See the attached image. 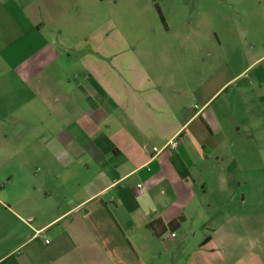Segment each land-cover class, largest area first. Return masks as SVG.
I'll return each mask as SVG.
<instances>
[{
	"label": "crops",
	"instance_id": "1",
	"mask_svg": "<svg viewBox=\"0 0 264 264\" xmlns=\"http://www.w3.org/2000/svg\"><path fill=\"white\" fill-rule=\"evenodd\" d=\"M240 3L0 0V264H225L203 167L234 120L216 100L264 45Z\"/></svg>",
	"mask_w": 264,
	"mask_h": 264
},
{
	"label": "rangeland",
	"instance_id": "2",
	"mask_svg": "<svg viewBox=\"0 0 264 264\" xmlns=\"http://www.w3.org/2000/svg\"><path fill=\"white\" fill-rule=\"evenodd\" d=\"M230 1L241 2L242 30L246 31V37L258 40L259 33L264 31V0ZM153 19L152 26L154 23L164 26L159 15H154ZM197 22L193 20L190 26H196ZM168 23L176 26L175 21L168 20ZM181 25L179 21L178 26ZM240 54L241 61L236 65L240 75L225 85V91L216 100L226 99L225 112L234 120L227 129L217 160L211 158L204 164L206 192L202 197L210 204V220L218 219L222 226L219 230L221 243L214 249L219 250L225 264H264V105L257 103L250 108L246 97L239 100L240 92L246 94L251 83L253 85L255 75L264 77V57L248 66L264 54V45L257 43L256 49L251 50L245 47ZM226 74L231 75L228 64ZM236 126L238 133L234 132ZM229 190L235 194V205L239 207H236L240 214L235 222L228 217L234 203L228 198Z\"/></svg>",
	"mask_w": 264,
	"mask_h": 264
},
{
	"label": "trees",
	"instance_id": "3",
	"mask_svg": "<svg viewBox=\"0 0 264 264\" xmlns=\"http://www.w3.org/2000/svg\"><path fill=\"white\" fill-rule=\"evenodd\" d=\"M162 19V17H161ZM181 218H177L173 221H170L168 223H163L161 220L157 219V220H153L149 223V227L153 230V232L156 235L161 234L162 232H164L166 229L169 230H176L177 227L179 226L180 222H181Z\"/></svg>",
	"mask_w": 264,
	"mask_h": 264
},
{
	"label": "built area",
	"instance_id": "4",
	"mask_svg": "<svg viewBox=\"0 0 264 264\" xmlns=\"http://www.w3.org/2000/svg\"><path fill=\"white\" fill-rule=\"evenodd\" d=\"M177 145H178L177 138H172L169 141H167V143L164 145L163 148H165V147L175 148V147H177ZM153 150L158 151V149L156 147H153Z\"/></svg>",
	"mask_w": 264,
	"mask_h": 264
}]
</instances>
